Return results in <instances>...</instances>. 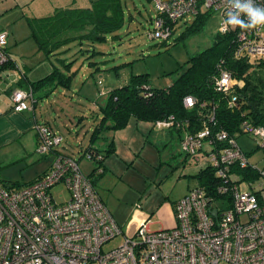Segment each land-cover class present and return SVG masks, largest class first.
Masks as SVG:
<instances>
[{
	"label": "built area",
	"instance_id": "2783aa9c",
	"mask_svg": "<svg viewBox=\"0 0 264 264\" xmlns=\"http://www.w3.org/2000/svg\"><path fill=\"white\" fill-rule=\"evenodd\" d=\"M155 15L149 38L168 39L178 20L202 12H217L218 31L233 34V55L248 60L264 59V24L242 28L235 19L253 26L247 8L264 14V0H150ZM7 33L0 29V67L9 59ZM214 87L230 95L228 106L236 102V88L242 82L223 66L216 65ZM12 108H32L31 89L11 90ZM195 99L183 98L185 107ZM172 116L156 121V128H168ZM36 152H53L63 136L45 123H37ZM240 132L250 135L264 147V126L247 119ZM206 127L185 134L180 149L214 171L211 191L204 186L190 188L174 204L175 224L150 229L147 217L131 233H124L110 209L93 186L91 178L73 156L57 152L47 171L33 181L17 186L0 181V264H264V168L250 164L236 137L220 130L211 134L205 153ZM86 160L102 156L85 149ZM254 169L256 177L240 171ZM96 173L100 167L94 168ZM62 183L67 198L57 201L51 188ZM246 185L242 188L241 185ZM138 206V205H137ZM215 210V214H212ZM121 236V242L108 250L103 245Z\"/></svg>",
	"mask_w": 264,
	"mask_h": 264
},
{
	"label": "rangeland",
	"instance_id": "374dc122",
	"mask_svg": "<svg viewBox=\"0 0 264 264\" xmlns=\"http://www.w3.org/2000/svg\"><path fill=\"white\" fill-rule=\"evenodd\" d=\"M91 1L0 0V29L7 33L6 49L15 65V68L0 71V103L7 101L2 91L16 74L23 73L36 80L46 75L53 64L61 67L59 58L71 62L70 71L75 74L70 88L57 87L48 96L42 97L41 92H36L35 115L40 120H48L58 130L63 142L57 150L78 160L86 174L96 163L86 160L83 152L91 145L89 137L100 115L98 105L105 100L107 91L126 84L132 74L139 73H148L153 87L171 85L189 57L212 44L220 23L219 14L209 12L204 25L196 33L179 38L192 23L193 17H186L177 21L168 39L149 38L147 31L152 28L155 15L152 2L120 0L123 23L108 34L105 41L84 42L82 45L74 41L62 48L65 51L49 57L35 47L29 37L27 18L51 13L55 2L62 6L84 7ZM21 87L26 89V84L22 83ZM236 139L247 153L249 163L264 168V147L260 146L258 139L246 134L237 135ZM111 140L114 150L105 157L107 168L96 183L100 197L115 218L126 213L132 215L137 205L140 206L150 215V229H158L165 221V217H160L163 206L181 198L188 185L198 184L194 175L205 163L204 160L197 162L194 157L185 158L176 130L156 128L149 122L134 118L124 128L106 133L105 138L93 142L92 146L105 154ZM50 160L49 153L42 156L36 152L31 139L14 141L0 148V181L27 183ZM245 186L241 185L242 188ZM51 192L57 201L67 198L62 183L53 186ZM169 215L168 227H171L175 224L174 212ZM121 229L126 233L125 223ZM120 242L121 236L118 235L105 243L103 249L113 248Z\"/></svg>",
	"mask_w": 264,
	"mask_h": 264
},
{
	"label": "trees",
	"instance_id": "16d2710c",
	"mask_svg": "<svg viewBox=\"0 0 264 264\" xmlns=\"http://www.w3.org/2000/svg\"><path fill=\"white\" fill-rule=\"evenodd\" d=\"M209 14L202 12L194 16L192 23L179 38L200 31ZM122 23L123 8L120 0H92L84 7L61 6L47 15L27 18L29 37L46 57L65 51L62 48L74 41L78 45L84 42H103L107 35L121 27ZM233 45V34L220 33L217 30L212 44L189 57L184 69L171 85L163 88L153 87L149 83L148 73H139L132 74L126 84L107 91L105 100L98 105L100 118L91 131V145L86 148L102 156L98 161L93 160L96 165L88 173L93 186L96 187L105 172V157L114 150L113 140L108 142L105 154L93 147V142L105 138V134L110 131L124 128L131 118L150 122L154 126L156 121L172 116L174 123L168 129L176 130L180 141L185 134H195L207 127L210 135L203 138V147L198 150V153L202 154L211 149L208 145L211 134L220 130L234 137L242 134L240 123L243 119L254 125L264 126V59L250 61L247 58H236L233 55ZM7 53L9 55L8 51ZM220 61L242 82V85L236 88L237 98L233 107L228 106L230 95L214 87L212 76ZM60 64L61 67L54 65L41 78L28 80L23 75L17 82V86L21 87L22 83H25L26 89H31L32 105L37 101L34 96L36 92H41L42 97L48 96L57 87L70 88L75 74L70 71L72 64L64 59L60 60ZM6 68H15L11 59L0 67V71ZM187 95L195 99L191 107H185L183 104V98ZM188 156L185 154V158ZM97 166L101 168L99 173L94 171ZM240 173L250 177L257 176L254 169H245ZM194 177L198 180L197 185L204 186L208 192L211 191L215 176L210 166H200ZM13 183L17 186L23 185Z\"/></svg>",
	"mask_w": 264,
	"mask_h": 264
},
{
	"label": "crops",
	"instance_id": "0c3cea01",
	"mask_svg": "<svg viewBox=\"0 0 264 264\" xmlns=\"http://www.w3.org/2000/svg\"><path fill=\"white\" fill-rule=\"evenodd\" d=\"M52 6H54L56 8V7H61L62 5H59V4L57 5V3L55 2V3H53ZM35 47H36V45H35ZM7 51H8V49H7ZM53 55H56V54H53ZM61 59H64V58H59V60H61ZM54 65L55 64H53L52 67ZM23 75H24L23 73L22 74L21 73L16 74L15 78H13L9 83L6 84V86L4 87V89L2 91L6 94L7 101L0 103V148L6 147V146L10 145L11 143H13L14 141L21 140L22 138L26 139V140L31 139L33 141V143H35V146H36L35 125L37 123H40V122L47 123L54 130H56V128H54V126L48 120H46V119L40 120L35 115V104L37 101L34 102V104L32 105L33 108H31V109L17 111V110H14L12 108V102H11L9 96H10L11 90H13L15 88H22L23 89V87L17 86V82L19 80H21V77ZM25 76L27 77V75H25ZM27 78H28V80H32L29 77H27ZM99 118H100V115H99ZM150 124H152V123H150ZM56 131L58 132V130H56ZM57 152H61V151L56 149L55 151L49 153L51 155V160L48 162H45V165H42L40 171L35 175V177L32 178V180H34L36 177H38L40 174H42L44 171H46L51 166L53 160L55 159ZM43 155H45V154H42V156ZM106 168H107V166L105 165V170H106ZM192 187H194V186L188 185L184 194ZM177 200L176 199L173 200V202L170 205L166 203L165 206H163L164 211L162 214H160V217H165L166 222L163 220V223H161L159 225V227H168L169 226L170 223H168V216H170L169 214L171 212L172 213L174 212V204ZM137 207H138L137 209L136 208L134 209V212L132 215L129 213H126V215H124L125 217L124 216L120 217L119 215H117V217L115 218L114 214L110 210L114 219L119 224V226H121V228H122L124 223L126 224V232L127 233H131L137 227V225L139 224V221L146 219L147 217L148 218L150 217L149 213H146L145 211L140 209V206H137ZM159 210L160 209H158V212H159ZM171 219H173V223H174V218L171 217Z\"/></svg>",
	"mask_w": 264,
	"mask_h": 264
},
{
	"label": "clouds",
	"instance_id": "9594fccd",
	"mask_svg": "<svg viewBox=\"0 0 264 264\" xmlns=\"http://www.w3.org/2000/svg\"><path fill=\"white\" fill-rule=\"evenodd\" d=\"M246 11L253 19V26L249 27L241 23L240 21H237L235 19H232L228 21L231 24H237L240 25L242 28H254L258 24H264V14H261L258 10H253L252 8H247Z\"/></svg>",
	"mask_w": 264,
	"mask_h": 264
},
{
	"label": "water",
	"instance_id": "95a60500",
	"mask_svg": "<svg viewBox=\"0 0 264 264\" xmlns=\"http://www.w3.org/2000/svg\"><path fill=\"white\" fill-rule=\"evenodd\" d=\"M211 212H212L213 215L215 214V210H212Z\"/></svg>",
	"mask_w": 264,
	"mask_h": 264
}]
</instances>
